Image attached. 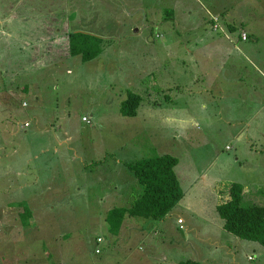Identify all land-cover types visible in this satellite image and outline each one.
<instances>
[{
  "label": "rangeland",
  "instance_id": "1",
  "mask_svg": "<svg viewBox=\"0 0 264 264\" xmlns=\"http://www.w3.org/2000/svg\"><path fill=\"white\" fill-rule=\"evenodd\" d=\"M201 4L215 11L225 6L264 33L259 26L264 15L254 11L264 9V0H0V18L3 13L9 17L0 22V82H9L10 76L3 74L6 69L20 72L14 75L19 81L24 72H33L28 79L38 82L39 103L33 96L24 97L26 106L20 100L18 115L9 121L15 122L20 134L27 131L37 136L38 150L42 148V180L39 189L29 188L28 194L39 191L37 199L42 201L28 202L38 204L35 214L48 210V215H55L61 226L57 230L77 249H93L101 236L98 247L111 249L113 262L122 260L117 249H159V257L187 258L190 249H225L210 245L215 237L232 241L228 249L237 253L245 249L255 256L254 262L264 264L260 243L222 228L209 232L200 221L190 229L188 216L184 222L177 220L175 228H160L155 235L150 230L151 241L143 244L135 232L143 219L126 217L118 233L106 220L110 208L130 205L142 190L126 163L162 153L177 156L184 165L177 172L185 174L181 177L185 188L195 176L192 166L205 171V181L199 179L186 199L203 201L204 218L214 226L221 219L215 211L216 193L209 187L213 180L219 179L221 185L243 183L244 203L264 204V155L257 159L249 153L251 142L247 144L244 133H239L240 121L230 118L226 105L222 110L218 102L207 110L216 113L214 124L206 125L200 119L206 116L201 105L207 95L185 92L178 85L168 88L186 81L185 72L197 69L195 63L189 66L191 55L184 51L181 39L192 43L199 31L182 30L179 25L205 22ZM74 30L102 37L97 57L81 62L69 54L67 33ZM160 33L166 42L156 36ZM52 35L57 38L50 40ZM181 54L185 62L179 59ZM35 56L39 62H33ZM129 91L141 96L134 116L120 112ZM25 122L28 127L23 126ZM254 142L264 147V137ZM225 145L231 149L225 150ZM50 166L56 170L54 175H48ZM200 186L206 189L197 191ZM47 203L56 206L51 209ZM26 211L31 213L29 207ZM21 219L29 226L28 218ZM31 238L21 239L17 249L47 248L44 239L37 248L28 244ZM252 255L247 258L252 260ZM239 256L244 260L243 254ZM6 263L10 264V257Z\"/></svg>",
  "mask_w": 264,
  "mask_h": 264
},
{
  "label": "crops",
  "instance_id": "2",
  "mask_svg": "<svg viewBox=\"0 0 264 264\" xmlns=\"http://www.w3.org/2000/svg\"><path fill=\"white\" fill-rule=\"evenodd\" d=\"M201 7L206 15L205 22L199 21L193 25L181 23L179 25L182 30L189 28L199 31L197 33L198 39L192 43L188 39H181L184 51H188L193 57L188 56V61H192L189 62V66L195 63L197 69L185 72L188 76L186 81H180L179 84L176 82L168 88L178 85V89H183L185 92L194 91L198 94L207 95V98H203L201 105L206 116L200 119L205 120L203 122L206 125L214 124L215 121L212 120L214 119L213 116H216V113H208L207 110L216 107L215 104L218 102L221 103L222 110L226 105L228 116L239 120L242 124L239 133L241 131L244 133L247 144L251 142L249 153H252L254 158L260 159L264 155V147L261 145L254 146L258 144L254 141L264 137L262 133L264 117H260L264 107V33L259 32L250 22H246L244 16L230 14L225 6H222L218 11L212 10L205 4H201ZM254 11L264 15V9H254ZM2 16L4 18H0V22L9 19L6 13H3ZM212 17H216L217 20ZM173 18L175 17L173 16ZM251 23L253 22L251 21ZM213 24H217L218 27L214 28ZM259 26L264 29V24ZM6 32L8 31L6 30ZM242 32L246 33L245 39L241 38ZM159 35H161L162 41L166 42L165 34L160 33ZM48 38L54 40L57 37L52 35ZM189 44L195 46L190 47ZM182 55L178 57L182 62H185L187 58ZM39 61L40 57H33V62ZM15 71L3 70V74L10 76V79L7 84L0 82V264H7L6 261L9 260V257L10 264H178L180 260L185 259L198 260L202 264H257L254 262L255 256L249 254L245 249H241L237 253V249L227 248V245H232V241H222L215 237L211 240L210 245H215L214 248L223 246L226 247L225 249H204V247L202 249H190L187 258L181 256L177 258L178 256L175 255L159 257V249H117L122 260L113 262L110 254L111 249L98 247V244L103 242L101 236L97 237H101L102 241H96L93 249H77L75 243L71 244L68 238L57 230L61 226L60 222L56 221L55 215H48V210L44 214H35V206L38 204L34 206V203L29 204L28 202L41 195L39 191L33 192L31 197L28 194L29 188L38 190L42 180L40 177L44 173L40 162L42 148L39 147L38 150L37 136L32 132L27 133V131L20 134L19 127L16 126L15 122L10 124L9 121L14 115H18L16 109L19 108L20 100L21 105L26 106L24 97L33 96L35 104L39 103V101L36 102L39 98L37 93L38 82L36 79H33L34 81L28 79V77L34 76L33 72H24L21 74L22 76L20 75L19 81L14 75H18L20 72L15 73ZM20 96L23 97V100L20 99ZM169 99L171 100V98ZM32 119L38 121L35 116H32ZM225 119V122H230L229 119ZM25 123L23 126L28 127ZM14 134L15 138L13 137ZM236 136L237 134L233 136V139ZM226 146L228 145H225V150L231 149V146L228 149ZM179 166L184 165L178 159L175 172L182 186L181 177L184 178L185 174L180 176L177 172ZM191 169L195 176L186 188L182 186L184 195L169 213L159 221L143 219L142 227L136 228L138 230L140 228V231H135L140 244L148 242L152 238L149 233L150 230H154L152 234L155 235L160 228H175V222L177 224L178 219H182L184 222V216L190 217V229L197 227V221H200L201 226H205L209 232L218 231L222 228L220 222L214 226L213 222L210 223L204 218L203 201L186 199L187 191L195 187V183L199 179L205 181L206 178L205 171L202 169L193 166ZM54 170V166H50L48 175H54L56 171ZM188 175H190L189 172ZM219 184L221 185L219 179L213 180L209 184V187L216 193L215 205L217 199L220 198L217 193L219 190V187L217 190V185ZM49 186L50 184L47 189ZM202 188L206 189L204 186H200L196 190L201 191ZM35 201L40 202L42 199ZM47 205L52 206L51 209L56 206L55 203H47ZM28 207L31 210L30 214L26 211ZM22 216L28 218L26 221L29 226L25 225L21 219ZM126 220H123L121 226ZM152 222L157 223V226ZM180 226L182 225L179 224L178 228H181ZM46 228L49 232L45 230ZM30 232L33 233L29 235ZM33 234L35 235L33 236ZM24 237L26 240L32 237L27 243H32V246L36 244V248L40 244L39 242L44 239L47 248L17 249V243ZM94 247L99 248L100 252L95 253ZM239 254H243L244 260ZM250 255L253 256L252 260L247 258Z\"/></svg>",
  "mask_w": 264,
  "mask_h": 264
},
{
  "label": "trees",
  "instance_id": "3",
  "mask_svg": "<svg viewBox=\"0 0 264 264\" xmlns=\"http://www.w3.org/2000/svg\"><path fill=\"white\" fill-rule=\"evenodd\" d=\"M67 46L71 56L85 62L94 59L102 51V37L83 31H70L67 33ZM140 101V94L129 91L120 104L121 114L134 116ZM177 162L176 156L162 153L126 163L142 190L130 205L107 211L106 220L113 232L118 233L126 217L159 221L181 200L184 191L175 172ZM217 190L220 198L217 199L215 211L221 219V227L241 239L264 246V204L254 201L245 204L243 183L232 181L226 185L223 182L222 185H217ZM178 264L202 263L185 259Z\"/></svg>",
  "mask_w": 264,
  "mask_h": 264
},
{
  "label": "built area",
  "instance_id": "4",
  "mask_svg": "<svg viewBox=\"0 0 264 264\" xmlns=\"http://www.w3.org/2000/svg\"><path fill=\"white\" fill-rule=\"evenodd\" d=\"M213 19H214V20H217L216 17H213ZM213 27H214V28H217L218 26H217V24H213ZM241 38H242V39H245V38H246V33H245V32H242V33H241ZM82 120L86 121L87 119H86V117L83 116V117H82ZM226 148H228V146H226ZM178 220H181V219H178ZM96 241H97V242H100V241H102V238H101V237H97V238H96ZM94 251H95V253H99V252H100V249L96 247Z\"/></svg>",
  "mask_w": 264,
  "mask_h": 264
},
{
  "label": "clouds",
  "instance_id": "5",
  "mask_svg": "<svg viewBox=\"0 0 264 264\" xmlns=\"http://www.w3.org/2000/svg\"><path fill=\"white\" fill-rule=\"evenodd\" d=\"M156 36H161V35H159V34H156Z\"/></svg>",
  "mask_w": 264,
  "mask_h": 264
}]
</instances>
